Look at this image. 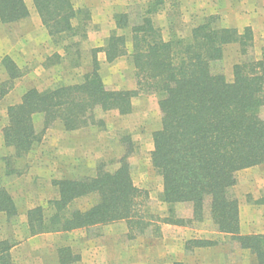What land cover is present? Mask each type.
<instances>
[{
    "label": "trees",
    "instance_id": "1",
    "mask_svg": "<svg viewBox=\"0 0 264 264\" xmlns=\"http://www.w3.org/2000/svg\"><path fill=\"white\" fill-rule=\"evenodd\" d=\"M162 0L133 2L127 11L113 15L115 29L101 51L108 63L128 56L133 68L134 90L109 89L102 81L91 50V70L80 83L54 89H29L18 104L6 109L2 141L13 158H23L40 141L33 116H43V128L58 122L65 131L102 125L96 114L132 112V99L154 95L160 113V128L152 134L150 163L162 179L160 202L167 206L165 217L147 212L148 192L134 185L126 152L118 168L109 172L103 164L95 175L53 182L58 197L26 212V234L67 233L84 230L98 235L102 226L124 221L126 237H160L161 227H188L205 223L228 235L241 250H248L256 264H264V235H242L239 204L232 194L236 173L264 163V45L253 58L250 27L216 28L214 16L193 27L188 37L165 39L155 24ZM32 5L49 37L63 46L64 57L76 36L86 37L90 15L75 9L71 0H32ZM28 16L23 0H0V23L17 22ZM76 23V24H75ZM128 30L130 46L124 34ZM236 44L241 60L232 67V81L217 71L223 48ZM60 60L54 54L47 61ZM51 60V61H50ZM8 80L0 85V97L21 72L8 57L2 60ZM8 174V172H7ZM92 196L85 209L73 208L79 199ZM188 207L185 214L177 206ZM0 213L8 221L17 216L12 198L0 185ZM213 242L191 240L185 249L208 247ZM11 240L0 241V264H13ZM189 246H191L189 248ZM59 264H73L79 257L67 247L58 249ZM173 264H181L175 262Z\"/></svg>",
    "mask_w": 264,
    "mask_h": 264
},
{
    "label": "rangeland",
    "instance_id": "2",
    "mask_svg": "<svg viewBox=\"0 0 264 264\" xmlns=\"http://www.w3.org/2000/svg\"><path fill=\"white\" fill-rule=\"evenodd\" d=\"M100 1V0H97ZM109 6H114L112 11L116 8L121 12L127 11L133 2L142 4L144 0H106ZM146 1V0H145ZM211 1V2H210ZM253 1V0H251ZM74 6L78 0H72ZM105 2V0H101ZM221 3V5H220ZM248 4V5H247ZM224 6V7H223ZM108 7V13L97 14L98 23L95 26H101L107 30L109 26V17L112 15ZM231 9L227 11L228 9ZM235 8V11H234ZM87 10V9H86ZM253 11V12H252ZM89 12V11H88ZM238 13V14H237ZM254 13L256 18L253 20L254 28L252 30L254 38V46L249 53L253 58L260 57L261 47L264 45V0H162L158 13L154 16L155 24L162 30L163 37L168 39L169 35L188 37L193 27L201 24L207 17L214 16L216 22L214 27L223 28L231 25L242 26L245 23L247 16ZM246 16V17H245ZM239 17H243L244 21H240ZM113 21V20H111ZM76 24V23H75ZM114 26V22H113ZM89 28V27H88ZM229 28H233L232 26ZM235 28V27H234ZM236 29V28H235ZM114 29L109 30V34ZM237 30V29H236ZM239 31V30H237ZM87 32V28H86ZM239 32H242L241 30ZM118 34H124L128 39V48L130 46V34L128 30L117 31ZM86 34V33H85ZM42 40L39 36L38 42ZM72 47L69 53L64 57L63 46L68 42H58L57 48L63 54V61L57 63L52 68H43L41 62H44L45 53L38 51L37 62L31 64L32 69H26L24 77L20 79L24 90L36 88L41 91L52 86L61 84H70L82 80L84 74L91 70V49L90 43L85 38L79 36L72 40ZM41 45V43H39ZM53 61L55 58L52 57ZM126 60V61H125ZM241 60L239 47L236 44L227 45L223 48V57L217 64V71H221L225 79L232 81V67ZM118 71H122L121 77L111 79L113 74L107 78L109 83L106 86L109 89L125 86L129 80L135 81L133 76V68L128 59L120 61ZM108 75V74H107ZM1 76V75H0ZM115 76H118L115 73ZM114 77V76H113ZM1 78V77H0ZM121 90V89H120ZM97 119L102 121V125H95L86 128L83 140L86 145L85 153L82 161L78 166L73 165L69 168L67 179H73L83 176L95 175L96 167L103 164L104 169L112 172L118 168L119 159L128 151H131L128 157L132 180L135 186L148 192L149 204L147 212L165 217L167 214V206L160 202V194L162 191V179L159 174L152 168L150 163V152L152 151V134L160 128V113L157 106V98L154 95H140L133 100V111L130 115L121 116L116 111H110L103 114H96ZM43 116L41 114L33 117V123L36 132L42 137L44 130L40 131L43 126ZM6 124V107L0 104V138L2 137V128ZM59 124L58 122L50 126L53 127ZM89 130H92V132ZM91 141L93 144L91 145ZM1 162L6 165V169L11 168L10 158L5 151L0 152ZM72 165V163H70ZM9 166V167H8ZM65 166V165H64ZM61 166L59 171H64ZM10 170V169H9ZM56 178H59L57 176ZM3 184L0 179V185ZM232 194L237 198L240 219V229L244 231H264V163L240 170L236 173V185L232 189ZM94 197L89 196L76 200L73 208L85 209L89 204L93 203ZM20 204V202H19ZM22 204V202H21ZM46 208L47 204H42ZM24 208V207H22ZM188 207L186 205L177 206L176 210L180 214H185ZM3 220V219H2ZM0 218V223L3 222ZM11 227L0 225V237L6 236L10 240L17 241L25 240V217L18 215L17 218L11 219ZM120 224L126 223L119 221ZM252 226V227H251ZM103 227V226H102ZM117 228V227H116ZM119 230V229H118ZM197 232H215L210 225L205 223L193 224L188 227H176L165 225L161 227V236L152 237L150 234L138 236L134 239H128L125 234L120 235L118 248H112L110 260L112 264H141V253L137 255V250L141 248H152L153 254L157 250L160 254H156L154 259L163 256L164 248H158L159 240L164 237L187 239L186 244L191 241L190 238H197L201 240L202 234ZM120 231L116 232L117 234ZM94 231L88 233L74 232L68 235L53 234L49 236L37 237L35 241L28 247H17L11 251V259L15 264H59L58 249L68 246L71 253L75 256H80L89 246V242L94 237ZM164 236V237H163ZM247 236V235H246ZM166 238V239H167ZM223 238V239H222ZM216 238L215 245L218 247L214 254L215 264H256L252 259V254L248 250H241L237 247V243L230 239V237ZM205 240V239H202ZM221 242L222 245L217 243ZM119 245H126L129 249L133 247L135 255H131L134 259H129L130 255L125 252ZM191 246H189L190 248ZM187 249V248H186ZM87 250V249H86ZM177 250V247L174 249ZM189 250V249H188ZM167 251V249H166ZM238 251L237 254L235 252ZM249 252V253H248ZM128 255V256H127ZM30 256L33 258L31 259ZM139 257V261L137 258ZM101 259L106 261V258L99 257L98 263L101 264ZM73 264H81L80 260ZM109 264V262H108Z\"/></svg>",
    "mask_w": 264,
    "mask_h": 264
},
{
    "label": "crops",
    "instance_id": "3",
    "mask_svg": "<svg viewBox=\"0 0 264 264\" xmlns=\"http://www.w3.org/2000/svg\"><path fill=\"white\" fill-rule=\"evenodd\" d=\"M217 1V0H216ZM27 10L28 16L24 19H21L17 22L9 23V24H2L0 23V85L3 82L8 80V75L5 71L4 66L2 65V60L5 57H8L13 61L15 66L21 72V76L17 79H14L12 82V87L0 97V104L5 105L6 109L9 106L18 104L21 100L22 95L27 91L24 90L22 87V83H20V79L24 77V70L26 67L27 69H32L31 64L37 62V53L40 51L41 53H45L44 62H41V66L43 68H52L53 66L57 65L58 61L51 63L47 61L49 57L54 54H58L60 57H63L62 53L56 47L58 44L53 41L51 37L47 34L46 30L42 26L40 19L35 12L32 0H23ZM72 2V0H71ZM211 2V1H210ZM249 2H254L249 0ZM73 4V2H72ZM221 5V3H220ZM248 5V4H247ZM222 6V5H221ZM75 9H87L90 15V22L87 26L86 37L87 41L90 43V49H98L99 51L96 53V59L99 64L98 73L104 82V84L109 83L107 78L110 77L111 73L113 76L111 79H116L121 77L120 74L122 71H118V67L121 64L120 61L122 59H128V56L120 57L114 60L111 63H108L105 60V54L101 51L103 47L105 39L111 34H109V30L115 29L113 26V15L116 13H120L121 11L116 8L115 11H112L114 6H109L108 1L105 2L97 1V0H78V2L73 4ZM111 7L110 11H112V15L109 17V26L107 30L101 26H95L98 23L97 21V14L102 13L100 11L104 10V13H108L107 9ZM224 7V6H223ZM231 10L230 8L227 10ZM232 11V10H231ZM235 11V8H234ZM253 12V11H252ZM238 14V13H237ZM246 17V16H245ZM256 18V15L252 13V15L247 16L245 23L240 27L238 25H231L233 28L235 27L237 30L243 31L245 27L254 28L253 20ZM240 21H244L243 17H239ZM229 26V27H231ZM89 27V28H88ZM39 36L42 38L38 42ZM41 43V45L39 44ZM128 43V39H127ZM128 47V44H127ZM129 49V48H128ZM37 60V61H36ZM51 61V60H50ZM63 61V59H60ZM126 61V60H125ZM38 63V62H37ZM115 73L118 76H115ZM108 74V75H107ZM73 82L70 84H61L52 86L47 89H54L61 86L71 85L80 83ZM34 89V88H31ZM36 89V88H35ZM134 90L135 89V81L129 80L127 84L123 87L120 86L116 87V90ZM29 90V89H28ZM45 90V89H44ZM140 96V95H139ZM138 97V96H137ZM136 98V97H135ZM132 99V111H133V100ZM132 113V112H131ZM130 113V114H131ZM128 114V115H130ZM39 115V114H36ZM34 115L33 117H35ZM127 116V115H125ZM43 123V122H42ZM34 125V123H33ZM35 128V126H34ZM40 131L44 130L42 137H40V141L35 143L30 152L23 158H13L12 157V150L9 148L4 147L2 137L0 138V152L3 150L10 158L11 168L8 170L6 169V165L1 162L0 158V179L2 180L3 186L7 193L13 200L15 205L17 216L26 215V212L29 209L42 206V204L46 203L50 200L56 199L58 197V190L56 186L53 185V182L56 180L67 179L66 176L69 173V168L73 167V165L78 166L82 161L84 151L86 150V145H89L84 142L83 135L86 133V128L79 129L76 131H65L61 124H57L53 127H49L44 129L43 126L40 127ZM36 131V129H35ZM92 130H89V132ZM93 142L91 141V145ZM1 155V154H0ZM72 163V165L70 164ZM65 165V166H64ZM63 166L64 171H59V168ZM9 167V166H8ZM8 172V174H7ZM59 176V178H56ZM20 202V204H19ZM22 202V204H21ZM24 207V208H22ZM240 209V205H239ZM240 215V213H239ZM17 216L15 218H17ZM0 218L3 222V226L11 227V221H8L7 218L3 213H0ZM26 225V219H25ZM26 227V226H25ZM117 227V228H116ZM252 227V226H251ZM119 229V230H118ZM120 231L118 234L116 232ZM194 233L202 234V239L204 241L215 242L216 238L227 236L225 234L217 233V232H197L196 230ZM26 232V230H25ZM74 232H83L86 234L84 230H75L67 233H47V234H39L35 236H28L25 235V240L17 241L15 236V240H11L13 242V247L10 250V259H11V251L17 247H29L37 237L42 236H49L53 234L59 235H68ZM127 228L124 224H120V222L111 223L105 225L100 228L98 235H95V239L91 240L88 244L89 246L85 247L86 249L78 254L79 260L81 264H97L99 257L106 258L104 262L101 259V264H112L110 263L109 257L111 256L112 248H118L120 242V235L126 234ZM242 235H264V231H244L240 229ZM164 237V236H163ZM164 237L163 239L159 240L158 248H164L163 256L154 259L156 254H160V251L157 250L156 254H153L152 248L146 247L137 250V255L139 257L143 255L141 261H139V257L137 260L141 264H173L175 262L181 264H215L213 263V259L215 258V253L217 252L218 247L213 244L208 247H198V248H190L189 250L185 249L184 243H186L187 239H178V238H167ZM10 240V238L6 236H1L0 241L2 240ZM191 240H197V238H190ZM223 239V238H222ZM218 241V240H217ZM217 243V242H216ZM222 245L221 242L217 243ZM120 247L125 248L123 249L125 252L130 255V260L134 259L131 255H135V250L133 247L130 249L124 245H119ZM69 248L68 246H64ZM177 247V250H174ZM70 249V248H69ZM167 249V251H166ZM238 251L235 252L237 254ZM249 253V252H248ZM162 254V253H161ZM160 254V255H161ZM127 255V256H128ZM31 259H33L30 256ZM252 259L255 261L253 255ZM136 261V258L134 259ZM13 264L15 262L12 261ZM256 263V262H255ZM127 264V263H126ZM131 264V263H130Z\"/></svg>",
    "mask_w": 264,
    "mask_h": 264
}]
</instances>
